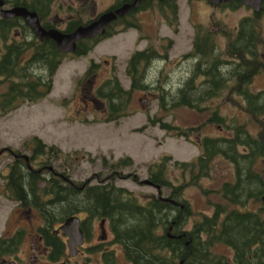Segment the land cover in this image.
Returning <instances> with one entry per match:
<instances>
[{
	"label": "trees",
	"instance_id": "obj_1",
	"mask_svg": "<svg viewBox=\"0 0 264 264\" xmlns=\"http://www.w3.org/2000/svg\"><path fill=\"white\" fill-rule=\"evenodd\" d=\"M53 1L33 0L22 5L36 11L40 19L45 20L51 12ZM153 1H143L142 8L154 6ZM155 2L164 13L167 24L177 32L179 18L176 0ZM263 11L264 0L260 12L255 13L258 15ZM18 19L0 18V86L6 85L0 91V115L24 102L36 103L45 98L66 55L57 50L51 39L39 41L31 31L21 32V36L15 35L16 31H8L23 26ZM83 23L72 19L65 32ZM123 23L126 28L138 27L126 17H117L103 35L78 41L71 54L86 55L98 41L116 33L115 25ZM260 37L251 19L241 20L240 31L223 51L216 49L208 33L199 34L188 53L197 59L190 76L170 94L167 92L168 96L160 84L154 87L160 90L158 105L163 111L179 106L203 111V104L208 99L218 97L227 89L226 99L236 103L233 95L240 96L243 109L262 124L261 132L256 136L248 132L245 124H239L232 128L233 133L229 136H205L195 141L200 148L195 160L180 161L165 154L158 161L151 162L147 166L148 179L169 189L164 196L167 200L161 202L153 198L140 204L125 189L115 187L112 183L114 175L133 164L129 156L109 164L110 173L103 177V184L89 185L74 182L66 173L56 171L50 161L51 157L62 155L56 145L48 146L34 136L30 139L33 144L29 147L30 156L16 152L18 156L9 163L5 177V195L20 207L37 211L44 223L38 230L45 235L46 243L52 246L56 254L53 260L62 251V241L50 231L67 217L85 212L88 221L94 218L109 221L114 240L123 246L132 264H264L263 207L259 211L247 209V203L250 200L260 201L264 191L261 171L254 169L258 159L264 160V90L250 89L253 77L262 66L258 52V46L263 42ZM158 56L159 52L151 46L133 51L127 67L131 81L129 89H124L117 77L104 80L95 89V97L101 99L107 108L105 120L115 121L124 116L132 92L151 87L152 83L146 81L142 65H148ZM224 63L230 65L226 67ZM95 66L91 61L84 76L94 73ZM156 120L150 119V122ZM223 121L217 105L201 125L222 124ZM160 126L166 130L173 128L166 122H161ZM193 129L196 128L178 130L175 135L190 140ZM216 155H222L234 164V180L225 181L219 191L226 203H214L211 215L202 214V218L193 222L190 228H184L193 213L189 202L181 198L188 183L172 182L168 177V167L172 165L188 172L190 183L196 184L198 176H194L195 170L207 174L209 162ZM40 157H44L38 163L40 167H32L31 162ZM103 163L106 164V159H103ZM159 228H163V233L160 234ZM20 237L21 232L7 239L0 237V256L15 250ZM217 244L230 248L232 259L215 252L213 249Z\"/></svg>",
	"mask_w": 264,
	"mask_h": 264
},
{
	"label": "rangeland",
	"instance_id": "obj_2",
	"mask_svg": "<svg viewBox=\"0 0 264 264\" xmlns=\"http://www.w3.org/2000/svg\"><path fill=\"white\" fill-rule=\"evenodd\" d=\"M112 1L114 0H54L47 18L68 17L70 20L85 22L104 11ZM152 3L154 6L141 8L127 16V20L135 22L138 27L126 28L124 23L115 25L116 33L98 41L86 55L66 54L53 77L52 89L45 98L36 103L24 102L0 115V237L7 239L16 230L22 232L16 249L0 256L6 262L12 259L19 264L25 263L31 252H38L37 264H42L47 259L41 256L44 252L43 243L35 235L44 224L37 211L33 209L31 212H24L3 193L4 176L8 172V163L13 159L8 150L4 149L3 152V147L30 156L29 147L33 146L30 139L38 137L48 146L56 145L61 149L62 155L50 158L56 171L66 173L74 182L89 185L103 184V177L110 173L109 164L118 158L129 156L133 161L132 166L115 174L112 183L115 187L125 189L138 203L144 204L152 194L157 193L153 185L142 182L149 176L147 166L151 162L158 161L165 154L180 161L195 160L200 154L195 141L205 136H229L233 133L232 128L239 124H245L248 132L254 136L261 132V122L243 109L240 96L233 95L236 103L226 99L227 89L218 97L208 99L203 104V111L185 106L163 111L158 105L160 90L154 87L160 84L168 96L190 76L197 59L188 53L193 47L194 38L199 34L208 33L218 48L225 50L227 38L232 37L238 23L251 19L263 42L258 46L262 66L253 77L250 89L264 90V11L257 15L251 7L242 4L213 10V5L207 0H176L179 25L175 32L167 24L165 15L156 2ZM8 6L7 4L6 7ZM60 28H64V25ZM148 46L159 52L158 58L151 60L148 65H142L146 81L152 83L151 87L132 92L124 116L115 121L105 120L108 116L107 108L101 99L95 97V89L104 80L113 77L118 78L124 89H129V58L133 51ZM91 61L96 64L94 73L84 76ZM224 64L226 67L230 65ZM196 79L199 80L198 77ZM5 87L6 85L0 86V91ZM93 98H97L96 101ZM217 105L219 114L224 117L223 123L201 125ZM155 118L157 120L151 123L150 119ZM262 120L264 122V116ZM161 122H166L173 128L166 130L160 126ZM187 128H196L191 130L190 140L175 135L178 130ZM43 158L33 160L32 167L39 168L38 163ZM103 159H106V164ZM263 166L264 160L258 159L254 169L261 171ZM206 170L207 174L195 170L194 176L198 177L197 183L193 184L190 183L188 172L172 165L168 167V177L172 182L188 183L181 198L189 202L193 213L184 228H190L193 222L202 218V214L211 215L214 203H226L219 191L225 181L234 180V164L222 155H216ZM168 193L169 189L163 187L162 195L166 196ZM261 206V216L264 218L261 201L250 200L247 203V209L252 211L261 210ZM91 222L94 232L91 243L100 246L91 251L113 250L115 259L103 263L100 252L88 253L84 249L86 254L78 255L70 264H130L122 254L123 246L112 241V232L107 222L105 221V241L96 238V234L102 232L99 219ZM56 225L58 223L54 226ZM31 242H34V250H31ZM213 250L232 259V250L224 245L217 244ZM19 258H22L21 262Z\"/></svg>",
	"mask_w": 264,
	"mask_h": 264
},
{
	"label": "flooded vegetation",
	"instance_id": "obj_3",
	"mask_svg": "<svg viewBox=\"0 0 264 264\" xmlns=\"http://www.w3.org/2000/svg\"><path fill=\"white\" fill-rule=\"evenodd\" d=\"M133 1L134 0H114L109 5V7L105 8L104 11H102V12H106L108 10L118 8V7H120L123 4L132 3ZM143 1H145V0H140L139 4L135 8L131 9L123 17H126L127 18V16L132 15L134 12L140 10L142 8ZM155 1H160V0H155ZM31 2H33V0H18L16 2H14V0H4V3H5L4 7H6L7 4L9 5L8 7L17 6L18 5V6H23V7L27 8L30 11H34V10H31L30 8H28L27 6L22 5V4H28V3H31ZM239 4L245 5V4H243V1L242 0H228V1L220 2L218 4H214L213 5V10L217 9L218 7H231L232 8V7H235V6L239 5ZM245 6L250 7L249 5H245ZM101 13H99V14H101ZM99 14H97L96 17ZM16 17L19 18L18 19L19 20V23L22 24L23 26L25 25V27L23 28V26L22 27L20 26V27H15V28H12V29L10 28V29H8V31H16V34H20L21 32H24V31H32L31 28H29L27 26V24L25 23V21H24V19L22 17H20V16H14L12 18H16ZM0 18H2V17H0ZM38 18H39L40 24L45 29L56 28V29H59V30L68 31L67 30V27H68V22L70 21V18H68V17L67 18L56 17L55 19H48L47 18L45 20L40 19L39 16H38ZM112 21H114V20H112ZM112 21L109 24H111ZM240 22L236 26L235 32L232 35V37L230 39L227 38V43H226L225 46H227L229 44V41L234 38V36L238 33V31H240ZM61 25H64V28H60ZM74 29L69 30V31H73ZM209 39L211 41H213V39L210 36H209ZM213 44L215 45V47H216L217 50H220L218 48V45L214 41H213ZM224 49H226V48H224ZM222 50H220V51H222ZM93 99L96 101L95 98H93ZM2 149H3V152L5 151L4 149H6V150H8L10 152V154L13 157L12 161L14 159H16V157L18 156L9 147H3ZM1 153L2 152H0V154ZM23 155H25V154H23ZM25 157H28V156L26 155ZM8 171H9V163H8ZM51 172H52V170H51ZM7 174H8V172H7ZM6 175L4 176V181H6V179H5ZM151 185H153L156 188L157 193L156 194L155 193L152 194L147 199V202L150 201V200H152L153 198H157L161 202L164 201V195H162V188L163 187H161L160 185L153 184V183H151ZM3 193H5V183H4V187H3ZM18 207L21 208V209H23V211L26 212V213L27 212H31L33 210L32 208H28V209L22 208L19 205H18ZM80 214H81V216H80ZM80 214L79 215L77 214V216L80 219V223L79 224H80V228L82 229V233H83V242H82V244L80 246H77L76 252L72 256L69 255L68 244H67L68 237L61 230H57L56 231V229H57V227H58V225L60 223L58 225L54 226V228L50 231L51 233L55 234L62 241V251L57 255V258L55 260H53L52 257L54 255H56V254L53 253L52 246L46 243L45 235L42 234V233H40V232H36L35 233V235L37 236V239L41 243H43L44 252L41 254V256L47 259L42 264H70V262L72 260H74L75 258H77L78 255L84 256L86 254L85 252H83L84 249H87L89 251L88 253H97V252H100L99 255H100L101 260H102L103 263H105L106 261L107 262H112L115 259V255H114L113 250H110V251H91V250H94V248H99L100 247L97 243L96 244L95 243H91V241L94 239V237H93L94 232L92 230V224L93 223L91 221H94V219H97V218L89 219L90 221H88V215L85 212L80 213ZM99 221H100L99 222V225L101 227L102 232H101V234H96V238L105 241V239L107 240L106 229H105V221L107 222V224L109 226V230L111 232H112V230H111V227H110V224H109V221L108 220L99 219ZM158 230L160 231V234L163 233V228H159ZM61 233H63V235ZM16 234H20V231L19 230H16V232L14 234H12L11 237L16 236ZM21 234H22V232H21ZM11 237H9V238H11ZM111 239L115 243H119V242H117V241L114 240L113 233H112ZM31 243H32L31 244V250L32 249L34 250V248H35L33 246L34 242H31ZM122 254H123L124 258L130 264H132V262L128 259L127 254L125 253V251H123ZM2 255H4V254H2ZM106 255H109V256L106 257ZM15 256H17V254H15ZM38 257H39L38 256V252L37 253L31 252V254L27 257V260L28 261H26L25 263H21V264H37ZM17 258H18V256H17ZM0 259H1L0 264H19L15 260H12V259L10 261H8V262H6L5 258H3V257H0ZM19 261L21 262L22 261V258H19Z\"/></svg>",
	"mask_w": 264,
	"mask_h": 264
},
{
	"label": "water",
	"instance_id": "obj_4",
	"mask_svg": "<svg viewBox=\"0 0 264 264\" xmlns=\"http://www.w3.org/2000/svg\"><path fill=\"white\" fill-rule=\"evenodd\" d=\"M210 3L218 4L220 2L228 0H208ZM243 4L249 5L254 11H260L263 0H242ZM140 0H134L132 3H126L118 8L108 10L100 14L96 19L77 26L71 32H64L56 28L45 29L39 21L38 15L35 11H30L23 6H13L11 8H2L4 0H0V15L2 17H14L20 16L24 19L25 23L34 35L39 40L52 39L58 51L62 53L73 52L76 48V41L83 38H92L95 35H102L105 32V27L117 17L125 16L132 8H135L139 4ZM1 152V151H0ZM51 168V167H50ZM261 180L264 184V166L261 170ZM144 183H150L148 180L142 181ZM167 200V199H166ZM262 205L264 206V191L260 198ZM80 219L77 215H71L67 217L57 228L61 230L68 237V250L69 255H74L77 246H80L83 242V233L80 228ZM56 230V231H57Z\"/></svg>",
	"mask_w": 264,
	"mask_h": 264
}]
</instances>
